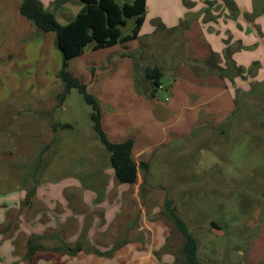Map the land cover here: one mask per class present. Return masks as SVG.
<instances>
[{"label": "rangeland", "instance_id": "374dc122", "mask_svg": "<svg viewBox=\"0 0 264 264\" xmlns=\"http://www.w3.org/2000/svg\"><path fill=\"white\" fill-rule=\"evenodd\" d=\"M21 2L0 0V196L8 191L10 198L26 188L19 212L30 221L47 208L37 187L46 195V184L85 169L96 175L98 168L111 164L93 126L92 106L76 88L65 92L56 34L36 29L20 13ZM66 2L55 0L53 9L59 13L47 8L62 24L69 22L67 11L78 10L70 5L59 9ZM149 24L150 20L143 30ZM134 25L135 19H129L123 32L130 33ZM148 38L139 41L138 68L159 64L169 68L168 62L185 42L183 31L177 30ZM77 59L67 69L88 82L89 73L83 68L94 73L97 67ZM245 88L249 92L241 93ZM236 100L233 118L222 125L204 118L193 139L172 143L159 151L157 159L147 161L152 173L140 169L139 199L126 192L122 212L104 233L107 241L118 240V235L121 240L138 237L141 216L152 214L169 222V246L180 252L185 238L166 212L169 200L197 239L203 264H264V81L240 86ZM63 123L70 127H61ZM19 212L10 217L16 228Z\"/></svg>", "mask_w": 264, "mask_h": 264}, {"label": "crops", "instance_id": "0c3cea01", "mask_svg": "<svg viewBox=\"0 0 264 264\" xmlns=\"http://www.w3.org/2000/svg\"><path fill=\"white\" fill-rule=\"evenodd\" d=\"M40 1L46 9H53L55 0ZM68 5L78 8L67 11L70 21L83 2L67 0L59 9L66 10ZM146 5L136 39L90 50L77 60L84 66L97 67L94 73L83 68L89 73L85 84L100 100L101 125L108 138L113 142L133 138V158L147 168L139 167L137 181L131 184L119 182L110 165L108 169L98 168L96 175L85 169L46 184V195L37 187L47 208L40 209L30 221L19 212L26 188L10 198L6 196L8 191L3 192L0 198L8 200L0 202V264H184L182 248L177 252L169 246L171 226L163 218L144 213L135 238L121 240L118 235V240L112 237L107 241L104 233L112 229L122 212L126 192L132 191L134 199H139L143 184L140 169L146 170L145 174L150 172L149 159H157L159 151L167 150L172 143L193 139L204 118L216 125L233 118L240 86L264 81V0H147ZM174 30L183 31L185 42L168 62L169 68L154 65L164 71L165 82L149 100L139 94L136 81L142 89L147 88L143 68L150 65L138 68L136 64L138 74L133 57L121 53L136 55L140 40L145 43L151 34ZM212 54L223 68L234 63L241 72L233 68L226 75L195 73L187 61L205 62ZM146 187H151L148 182ZM17 212L20 217L16 228L10 217ZM31 239L37 249L30 259Z\"/></svg>", "mask_w": 264, "mask_h": 264}, {"label": "trees", "instance_id": "16d2710c", "mask_svg": "<svg viewBox=\"0 0 264 264\" xmlns=\"http://www.w3.org/2000/svg\"><path fill=\"white\" fill-rule=\"evenodd\" d=\"M82 9L68 23L62 24L57 20L56 14L46 9L40 0H22L20 13L27 18L41 32L56 34V45L62 53V69L59 73L60 79L65 86V92L76 88L84 100L89 103L93 112L91 118L94 129L97 132L100 142L110 154L111 166L114 169L117 180L121 183H135L138 178L139 166L133 158V138L123 142L111 141L102 128V109L99 99L88 91L87 84L70 72L67 67L69 62L76 59L87 49L98 50L113 46L117 43H128L136 39L145 20L147 0H81ZM134 18L135 25L130 33H124L123 27L128 20ZM163 27V26H159ZM129 55L136 61L134 53H121V56ZM230 60V59H229ZM195 73H217L220 75L229 74L234 68L241 72L234 63L223 68L218 63L217 56L212 54L205 62L195 59L187 60ZM137 70L135 63V71ZM147 88L142 89L138 80L136 86L139 94H144L149 100H153L159 88L163 84L164 71L158 66H146L143 68ZM70 127V124L63 123L61 127ZM165 209L176 228L184 235L182 254L184 264H203L198 257L197 239L190 233L186 223L174 211L169 200L165 202ZM28 257L31 259L36 247L29 240Z\"/></svg>", "mask_w": 264, "mask_h": 264}]
</instances>
